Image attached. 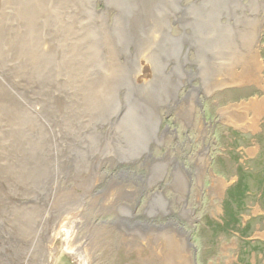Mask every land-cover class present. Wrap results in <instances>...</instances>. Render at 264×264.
Listing matches in <instances>:
<instances>
[{"label":"rangeland","instance_id":"374dc122","mask_svg":"<svg viewBox=\"0 0 264 264\" xmlns=\"http://www.w3.org/2000/svg\"><path fill=\"white\" fill-rule=\"evenodd\" d=\"M263 100L264 0H0V264H264Z\"/></svg>","mask_w":264,"mask_h":264},{"label":"bare ground","instance_id":"6f19581e","mask_svg":"<svg viewBox=\"0 0 264 264\" xmlns=\"http://www.w3.org/2000/svg\"><path fill=\"white\" fill-rule=\"evenodd\" d=\"M183 13V12H182ZM185 38V37H184ZM194 46V45H193ZM176 58V57H175ZM176 68V67H175ZM176 73V72H175ZM249 73V72H248ZM247 74V73H246ZM146 77V76H145ZM234 78H232V82H236V81H239V79L238 78H240L239 76H233ZM245 78V77H244ZM139 81H142V82H144V76L143 75H140L139 76ZM241 79H243V78H241ZM247 80V79H246ZM231 82V83H232ZM177 84V83H176ZM176 84H175V86H176ZM193 87V86H192ZM160 93V99H159V103H160V106L161 107H166V108H168L169 110H173L171 107H170V105H169V103H174L173 101H170L171 99L169 98V96H172V98L173 99H177V92L174 90V89H172L171 91L170 90H166L165 92L162 90V91H160L159 92ZM257 101V100H256ZM254 103V102H253ZM240 108V107H239ZM134 109H135V111L138 113V110H137V107H134ZM161 110V109H160ZM237 110V109H236ZM252 110L253 111H256V113H257V116L258 117H260L263 113H264V100L263 101H260V102H257L253 107H252ZM134 111V112H135ZM168 112V111H167ZM242 112V111H241ZM247 113V112H246ZM160 113H159V111L157 112V116H158V119H157V122H156V120H155V123H154V125H155V127H157V124H158V122H159V124H160V118H161V116L159 115ZM254 114V113H253ZM229 115V118H228V120L230 119V116H232L234 119H236L238 122H243V119H242V114L240 113H237V112H231L230 111V113L228 114ZM136 116V115H135ZM244 117V116H243ZM256 117V116H255ZM234 119H232V120H234ZM230 121H231V119H230ZM232 122V121H231ZM237 122V123H238ZM140 124V123H139ZM141 125V124H140ZM253 125V124H252ZM161 125H159V127H160ZM161 128V127H160ZM154 128H152L151 130H153ZM157 129V128H156ZM151 130H149V132L151 131ZM173 129L168 125V124H166V126L164 127V131L161 133L160 132V130H159V134L161 135V138H162V140H163V138H164V136H165V134H166V132L167 131H171V132H174V131H172ZM157 131H158V129H157ZM148 132V131H147ZM150 138V137H149ZM149 138L148 137H144V145H145V147L147 148V141L149 140ZM166 146V145H165ZM144 147V148H145ZM143 148V149H144ZM151 145L149 146V148H147V150L144 152L143 150H141L137 155H136V157H141L143 154L144 155H148V153H149V151L151 150ZM150 155H151V153H150ZM150 155H148V156H150ZM162 156H160V157H158L159 159H163V163H166L167 161H165L167 158H168V156H169V152H168V150L166 149L165 151H164V153H162L161 154ZM133 157V156H132ZM136 157H133V158H130V160H135V158ZM180 163H179V168H180V170L182 169L183 170V173H185V172H187L188 170H187V168L185 167V165H184V163L183 162H181V161H179ZM167 165V164H166ZM175 166V165H174ZM175 172H176V170H175ZM189 172V171H188ZM187 172V173H188ZM177 173V172H176ZM159 182V181H158ZM152 183H154V180L153 181H151L150 183H149V185H147L148 187H150L151 186V184ZM155 185V184H154ZM158 185V184H157ZM160 188H161V191H164V189H166V187H165V185H164V183H163V186L162 185H160L159 186ZM151 188V187H150ZM154 188V187H153ZM188 193V192H187ZM166 194V193H165ZM189 197H190V195H189ZM167 198V197H166ZM171 198H167V201H166V204H165V207H164V209L163 210H145V212L147 213V215H146V217H147V219L149 218V219H153V221H158V217L159 218H163V217H167L168 218V220L166 221L167 223H165V224H161L162 226H167V227H171V226H177L178 224H177V222L175 221V220H173V219H171V218H169V217H171L170 215H172L173 214V210L171 209ZM185 198H183V197H181V201H184V203H185V209L186 210H191L192 211V209L191 208H189L188 207V201L186 200ZM180 203V202H179ZM173 205V204H172ZM187 205V206H186ZM167 208H169L168 210H166ZM173 208V207H172ZM176 211V210H175ZM158 216V217H157ZM191 216H189L188 215V211H187V214L185 213V217L184 218H190ZM71 219V221L69 220L68 222H67V226H71V225H73V224H75V222H74V220H73V218H70ZM189 220V219H188ZM151 221V220H150ZM159 222V221H158ZM157 223V222H156ZM160 223V222H159ZM66 224V223H65ZM155 224V223H154ZM178 228V230H179V232H181V233H183V235L185 234L186 235V231L183 229V228H181L180 226H178L177 227ZM188 231V230H187ZM56 236H58V235H56ZM183 249V248H182ZM181 249V250H182ZM164 254V253H163ZM181 254V253H180ZM83 260V259H82ZM181 262H183V261H180V263ZM82 264H83V261H82Z\"/></svg>","mask_w":264,"mask_h":264},{"label":"water","instance_id":"95a60500","mask_svg":"<svg viewBox=\"0 0 264 264\" xmlns=\"http://www.w3.org/2000/svg\"><path fill=\"white\" fill-rule=\"evenodd\" d=\"M144 114H148L147 112H144ZM153 123L154 122H152V121H150V120H147L145 123H144V132L146 133L147 131H149L150 129H151V127L152 128H154V133L152 134V136H150V139L146 142L147 143V148H149V146H150V141L153 139L152 137H154L155 135H156V133H157V129H156V127L153 125ZM147 136V135H146ZM147 148L145 147L144 149H143V151L145 152L146 150H147ZM124 159H126V158H123L122 159V162H124Z\"/></svg>","mask_w":264,"mask_h":264},{"label":"flooded vegetation","instance_id":"af4514ba","mask_svg":"<svg viewBox=\"0 0 264 264\" xmlns=\"http://www.w3.org/2000/svg\"><path fill=\"white\" fill-rule=\"evenodd\" d=\"M185 92L188 93V90H185ZM181 97L184 98L185 95H182ZM167 124H168V123H167ZM168 125H169V124H168ZM169 126H170V125H169ZM170 127H171L172 129H174L173 126H170ZM174 132H175V130H174ZM174 132H173V133H174ZM153 154H154V157H155V158L160 157V156H157L156 153H154V152H153ZM144 162H145V159H144ZM124 167H126V168H131V169H132V167H129V166H124ZM133 167H135V166H133ZM119 168L121 169L120 171H122L123 167H119Z\"/></svg>","mask_w":264,"mask_h":264},{"label":"trees","instance_id":"16d2710c","mask_svg":"<svg viewBox=\"0 0 264 264\" xmlns=\"http://www.w3.org/2000/svg\"><path fill=\"white\" fill-rule=\"evenodd\" d=\"M243 187H244V186H243ZM238 194H239V196H241V195H242V191H241V192L238 191ZM226 213H227V211H226ZM229 217H231L233 223L236 221V220L233 218V214H232L231 210H228V218H229ZM231 219H229L228 225H230V220H231Z\"/></svg>","mask_w":264,"mask_h":264}]
</instances>
